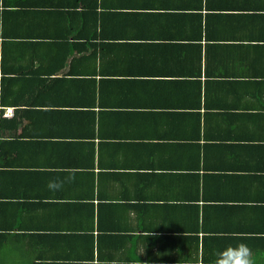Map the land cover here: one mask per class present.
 Returning <instances> with one entry per match:
<instances>
[{"label":"crops","instance_id":"1","mask_svg":"<svg viewBox=\"0 0 264 264\" xmlns=\"http://www.w3.org/2000/svg\"><path fill=\"white\" fill-rule=\"evenodd\" d=\"M97 1L105 9L97 26L105 46L85 41L94 34V23L85 20L80 44L86 47H74L65 61L56 53L49 68L56 66L52 78L59 81L43 84L39 106L22 120L32 131L22 135L19 125L9 137L19 143L4 147L10 171L4 190L12 199L21 196L6 205V218H19L22 209L20 219L50 235L59 228L77 233L90 228L92 210L102 203L103 225L144 237L150 252L167 243L171 258L202 264V252L223 258L243 244L250 264H264V17L253 12L258 2ZM228 5L250 10L233 19L239 14ZM152 6L159 14L149 18ZM222 6L230 14L218 11ZM202 8L200 19L195 13ZM43 21L32 31L67 29ZM39 46L28 47L23 60L16 54V68L25 60L27 74L31 64L36 69L39 61L26 59L36 53L43 59L49 47ZM104 65L115 81L93 101L91 83L77 80ZM196 70L200 109L191 91ZM4 109L11 119L15 108ZM196 212L201 248L195 253L187 237ZM46 240L35 249L50 253ZM26 242L20 245L25 252ZM105 247L112 252L115 246Z\"/></svg>","mask_w":264,"mask_h":264},{"label":"trees","instance_id":"2","mask_svg":"<svg viewBox=\"0 0 264 264\" xmlns=\"http://www.w3.org/2000/svg\"><path fill=\"white\" fill-rule=\"evenodd\" d=\"M227 1V0H223ZM258 3L254 6L253 12L259 13L264 17V0H256ZM209 4V2H207ZM219 3V2H217ZM215 3V5H218ZM207 4V5H208ZM156 6L147 9L145 16L152 18L157 17V13L154 9ZM207 7V6H206ZM231 14H239L230 18L241 19L244 17L243 13L250 10V6L228 5ZM158 8H156L157 10ZM218 11H224L226 14H230V11L226 10L225 6L217 7ZM203 8L200 9L199 16L201 19ZM114 14V12H112ZM229 15H226V19ZM105 17V9L103 5H99L97 0H0V254L15 250L20 245L24 246V239H27L26 246L29 250L21 252L30 260L29 264H181L182 261H178L171 256H168L169 252L166 246L167 243L157 246L155 252L147 250V245L144 237L130 234L129 229L125 227H119L116 225H110L105 227L103 221V205L99 203L96 212L92 210V220L90 228H81L82 232L77 233H64L59 228V233L50 235L51 233L41 231V228L28 225L22 218L24 211L21 209L18 211L19 218L15 215L12 219H7L5 216L6 205L13 200H18L21 196H15L16 199H12L13 196L8 195L4 190V183L8 178V164L5 163L7 156L4 154L5 145L11 142H18V137L13 136L14 139H10V135L16 133L18 126H22L23 133L32 131L31 127H27L23 123V119L28 117L30 110L34 109L32 106H39L38 97L41 94L43 84H46L47 80L56 82L57 78H52L56 73L57 68L53 66L50 70L49 66L54 60V56L59 52L65 61L68 56V52L76 48L77 46L86 47L85 43L80 44L81 33L88 26L87 21L91 20L94 23V34L85 38L86 42H92L93 46H105L102 43L101 32H97V26L102 23V19ZM43 19H47L52 23H65L67 24L66 31L61 32L59 29L50 32L49 34H39L32 31L31 26L39 25L43 23ZM212 19L211 16H207V20ZM87 20V21H85ZM86 25V26H84ZM198 25L201 27V20ZM99 40V41H98ZM46 45L49 47L47 55L40 59V54L36 53L32 57L26 59L34 64V59H37L36 69L31 64V70L27 74L29 63L22 61L24 64L20 68H16L17 64L21 61L15 62V55L18 54V58L22 53L27 51L28 47L39 45ZM224 47L223 44H219ZM201 45H199L200 47ZM230 48V47H227ZM20 60H23L19 58ZM9 62L10 65H9ZM94 62V61H93ZM13 64V65H11ZM34 69V70H33ZM197 71V70H196ZM84 73V72H82ZM87 79L77 80L81 83H91V92L93 93V101L96 100L97 95H100L103 91L104 85L113 79L114 72L111 70H105V65L100 67V70L92 69L88 71ZM195 77L191 91H197L198 95V108L201 106V72L197 71L192 73ZM119 76V75H117ZM124 81H128L122 79ZM208 83H213L209 81ZM214 84V83H213ZM40 85V86H39ZM47 85V84H46ZM83 91L84 89H79ZM90 90V89H85ZM84 90V91H85ZM67 98H69V92H67ZM49 100V99H48ZM50 101V100H49ZM36 104V105H35ZM7 106H13L15 108L14 116L10 119L4 117V108ZM35 112H38L35 111ZM30 115V114H29ZM199 115H197L198 117ZM95 125V122L91 123V128ZM19 143V142H18ZM13 165V164H12ZM93 186V185H90ZM92 189V187H91ZM93 190V189H92ZM18 205V204H16ZM22 206L23 203H20ZM194 209L198 210L197 205H193ZM100 207V209H99ZM104 209V208H103ZM97 213V215H96ZM196 227L194 233L187 238L191 241L193 250L199 252L201 248L199 244V230L198 227L199 215L196 212L195 216ZM119 227V228H118ZM80 228L75 231H80ZM67 231V230H64ZM72 231V230H70ZM107 231V233H105ZM125 232V233H123ZM43 234V235H42ZM136 237H139L137 239ZM44 238V241H43ZM46 238H50L52 248L49 252L39 251L35 247L40 243H48ZM29 239V240H28ZM56 242L54 243V241ZM207 239V237H205ZM168 242V238H164ZM36 245V246H35ZM115 246L112 252H109L105 246ZM145 246L140 249V246ZM205 246V245H204ZM134 250L132 251V249ZM21 248V247H20ZM106 248V249H105ZM203 250V249H202ZM171 251V250H170ZM173 251V248H172ZM193 252V251H191ZM202 252V264H220L223 258H206ZM2 256V255H1ZM33 256V258L31 257ZM4 261L0 258L1 263L7 262L5 256ZM194 259L193 256H191ZM198 260V258H195ZM198 264L199 262L185 261L182 264ZM223 264V263H222Z\"/></svg>","mask_w":264,"mask_h":264},{"label":"clouds","instance_id":"3","mask_svg":"<svg viewBox=\"0 0 264 264\" xmlns=\"http://www.w3.org/2000/svg\"><path fill=\"white\" fill-rule=\"evenodd\" d=\"M56 187L57 185H51ZM223 264H250L249 250L246 245H238L235 249L225 250Z\"/></svg>","mask_w":264,"mask_h":264},{"label":"rangeland","instance_id":"4","mask_svg":"<svg viewBox=\"0 0 264 264\" xmlns=\"http://www.w3.org/2000/svg\"><path fill=\"white\" fill-rule=\"evenodd\" d=\"M2 255V256H1ZM3 256L6 257L7 262H2L0 264H29L30 260L26 257L25 253L21 252L20 247L15 250H10L8 252H3L0 254V258L4 261Z\"/></svg>","mask_w":264,"mask_h":264}]
</instances>
